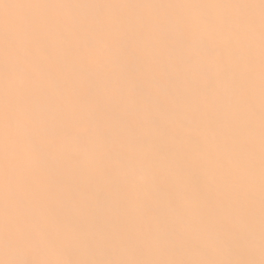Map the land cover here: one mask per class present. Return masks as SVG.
I'll list each match as a JSON object with an SVG mask.
<instances>
[{
    "label": "bare ground",
    "instance_id": "1",
    "mask_svg": "<svg viewBox=\"0 0 264 264\" xmlns=\"http://www.w3.org/2000/svg\"><path fill=\"white\" fill-rule=\"evenodd\" d=\"M0 264H264V0H0Z\"/></svg>",
    "mask_w": 264,
    "mask_h": 264
}]
</instances>
